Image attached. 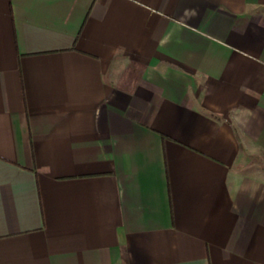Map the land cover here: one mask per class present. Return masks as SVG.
I'll use <instances>...</instances> for the list:
<instances>
[{
    "label": "crops",
    "instance_id": "1",
    "mask_svg": "<svg viewBox=\"0 0 264 264\" xmlns=\"http://www.w3.org/2000/svg\"><path fill=\"white\" fill-rule=\"evenodd\" d=\"M0 264H264V0H0Z\"/></svg>",
    "mask_w": 264,
    "mask_h": 264
}]
</instances>
